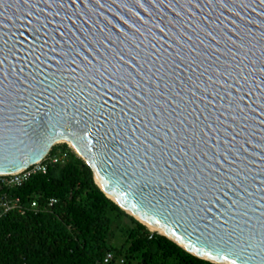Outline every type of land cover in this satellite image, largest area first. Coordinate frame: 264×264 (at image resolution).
Wrapping results in <instances>:
<instances>
[{"label":"water","instance_id":"water-1","mask_svg":"<svg viewBox=\"0 0 264 264\" xmlns=\"http://www.w3.org/2000/svg\"><path fill=\"white\" fill-rule=\"evenodd\" d=\"M62 143L153 235L264 264V0H0V176Z\"/></svg>","mask_w":264,"mask_h":264},{"label":"trees","instance_id":"trees-1","mask_svg":"<svg viewBox=\"0 0 264 264\" xmlns=\"http://www.w3.org/2000/svg\"><path fill=\"white\" fill-rule=\"evenodd\" d=\"M63 150L69 152L66 162L51 163L46 173L21 186L0 184V200L19 199L18 208L0 219V264H97L108 252L114 264H215L153 235L106 196L68 144L53 146L50 154ZM115 226L126 237L120 248L108 243Z\"/></svg>","mask_w":264,"mask_h":264},{"label":"built area","instance_id":"built-area-1","mask_svg":"<svg viewBox=\"0 0 264 264\" xmlns=\"http://www.w3.org/2000/svg\"><path fill=\"white\" fill-rule=\"evenodd\" d=\"M73 149L71 146H69ZM69 152L67 150H63L59 152L57 155L51 156L49 154L42 161L31 165L30 167L21 170L19 172H15L9 175L0 176V184L7 187H16L23 185L26 181L30 179L31 176L38 173H46L48 171L49 165L64 163L67 160ZM57 202L56 200H51V203ZM19 199H9V198H1L0 200V219L10 213L12 210L18 208ZM33 207H37L38 204L36 202L32 203ZM117 263L115 260V255L112 252H108L97 264H114ZM120 263H124V259L120 260Z\"/></svg>","mask_w":264,"mask_h":264},{"label":"rangeland","instance_id":"rangeland-1","mask_svg":"<svg viewBox=\"0 0 264 264\" xmlns=\"http://www.w3.org/2000/svg\"><path fill=\"white\" fill-rule=\"evenodd\" d=\"M127 219H123L120 221V223H126ZM126 241V237L124 236V233L122 232L120 227H113L109 238H108V243L115 247V248H120Z\"/></svg>","mask_w":264,"mask_h":264},{"label":"bare ground","instance_id":"bare-ground-1","mask_svg":"<svg viewBox=\"0 0 264 264\" xmlns=\"http://www.w3.org/2000/svg\"><path fill=\"white\" fill-rule=\"evenodd\" d=\"M72 146V145H71ZM149 226V228L151 229V230H159L158 228H156V227H154V226H151V225H148Z\"/></svg>","mask_w":264,"mask_h":264},{"label":"snow or ice","instance_id":"snow-or-ice-1","mask_svg":"<svg viewBox=\"0 0 264 264\" xmlns=\"http://www.w3.org/2000/svg\"><path fill=\"white\" fill-rule=\"evenodd\" d=\"M209 35H211V34H209ZM243 78V77H242ZM209 79H211V77H209Z\"/></svg>","mask_w":264,"mask_h":264}]
</instances>
